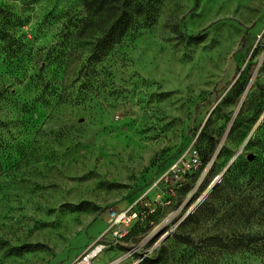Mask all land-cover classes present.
<instances>
[{"label": "rangeland", "instance_id": "1", "mask_svg": "<svg viewBox=\"0 0 264 264\" xmlns=\"http://www.w3.org/2000/svg\"><path fill=\"white\" fill-rule=\"evenodd\" d=\"M133 2L81 70L100 29L80 34L84 0H0V264H74L131 207L144 218L92 264H264V223L235 216L241 168L193 210L264 110V0ZM191 149L199 167L168 174Z\"/></svg>", "mask_w": 264, "mask_h": 264}, {"label": "trees", "instance_id": "2", "mask_svg": "<svg viewBox=\"0 0 264 264\" xmlns=\"http://www.w3.org/2000/svg\"><path fill=\"white\" fill-rule=\"evenodd\" d=\"M142 12V5H140V3L136 5L133 0H84L83 13L85 17L82 19V29L85 31H81L80 34L86 31H94L93 29L98 27L100 29L99 35L95 37V41L97 42L92 44L94 45V48L92 49V55L90 57L91 60L83 62L80 65L81 70L88 68L93 59H96V62H98L105 55H107L109 51L115 47L114 45L119 43V40H121L122 37L125 36L127 32L138 22ZM7 37V33L0 31V40L5 41ZM246 41L247 35H244L242 38V45L245 44ZM47 65L48 63H46V66ZM46 66L41 67V69H46ZM65 66L67 67V65ZM244 89L243 85H238L237 80L227 93V98L235 93L240 95ZM2 94L3 93L0 91V99ZM263 114L264 110L262 111L261 116ZM262 126L263 127H261V129L253 137L254 139L252 138L247 145H245V150L254 145L257 146L258 152L260 151L264 142L262 138L264 123ZM211 140L212 144H215V139L211 138ZM240 154L237 156L236 160L240 158ZM236 160L225 173L223 181L220 183L221 185H218L215 188L210 195V198L214 199L218 197L224 188V185L230 182V180L236 178V171L241 168L239 178L242 179V185H244L241 192H245V194L241 195V199L235 203V216H246L250 222L259 221L264 223V156L258 153L257 157L253 161L244 159L237 165ZM103 213V211H100L96 218L103 216ZM193 217V215L187 217L179 225L178 229L184 230ZM260 236H264V232L263 235ZM183 242L193 243L190 237L184 239ZM240 242L243 243V241Z\"/></svg>", "mask_w": 264, "mask_h": 264}, {"label": "built area", "instance_id": "3", "mask_svg": "<svg viewBox=\"0 0 264 264\" xmlns=\"http://www.w3.org/2000/svg\"><path fill=\"white\" fill-rule=\"evenodd\" d=\"M189 153L186 162L173 165L168 174L178 177L182 172L186 173L197 169L201 163L199 153L196 149H191ZM143 218L144 216L133 207L123 211H111L106 232L74 264H92V261L98 255H101L102 251L107 247V245L101 243L103 236L109 234L114 240L119 241L127 235V230L130 226Z\"/></svg>", "mask_w": 264, "mask_h": 264}, {"label": "water", "instance_id": "4", "mask_svg": "<svg viewBox=\"0 0 264 264\" xmlns=\"http://www.w3.org/2000/svg\"><path fill=\"white\" fill-rule=\"evenodd\" d=\"M264 123V117L263 120L259 121L252 129L251 133L249 134V137L247 138V141L245 142V144L239 149V152H237L235 154V156L231 159V161L227 164V166L222 170V173L220 175H218L214 181L211 183V187H210V191L207 192V194L205 193L203 195V198L201 197L200 200L197 202V204L193 207V210L197 209L198 206L203 203L204 200H206L211 194L212 192L215 190V188L220 185L221 181L223 180V177L225 175V173L229 170V168L232 166V164L234 163V161L236 160L237 156H239V154L243 151L245 145H247V143L257 134V132L261 129V127H263ZM190 215V212H188L181 220L180 222L175 226L174 229H176L177 227H179V225ZM171 232H168L166 235L163 236V238L161 239L164 240L167 236H169ZM160 243V242H159ZM145 257V256H144ZM143 259V258H142ZM141 259V260H142ZM140 262V261H139ZM139 262L135 263L138 264Z\"/></svg>", "mask_w": 264, "mask_h": 264}, {"label": "bare ground", "instance_id": "5", "mask_svg": "<svg viewBox=\"0 0 264 264\" xmlns=\"http://www.w3.org/2000/svg\"><path fill=\"white\" fill-rule=\"evenodd\" d=\"M263 117H264V114L261 116V118L259 119V121L263 120ZM259 121H258V122H259ZM258 122H257V123H258ZM257 123H256V124H257ZM256 124H255V125H256ZM250 133H251V132H250ZM248 137H249V135H248ZM248 137H247V138H248ZM246 141H247V139L245 140V142H246ZM245 142H244V144H245ZM244 144H243V145H244ZM210 187H211V185H210V186L208 187V189L205 191L206 194H207V192L210 191ZM205 193H204V194H205ZM204 194H203V195H204ZM202 198H203V196H202Z\"/></svg>", "mask_w": 264, "mask_h": 264}]
</instances>
